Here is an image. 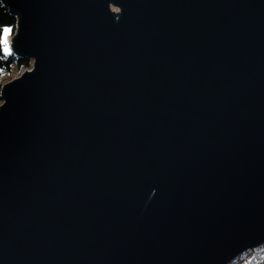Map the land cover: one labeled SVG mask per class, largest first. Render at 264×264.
Listing matches in <instances>:
<instances>
[{"label": "water", "instance_id": "1", "mask_svg": "<svg viewBox=\"0 0 264 264\" xmlns=\"http://www.w3.org/2000/svg\"><path fill=\"white\" fill-rule=\"evenodd\" d=\"M0 264H228L264 245V0H0Z\"/></svg>", "mask_w": 264, "mask_h": 264}, {"label": "trees", "instance_id": "2", "mask_svg": "<svg viewBox=\"0 0 264 264\" xmlns=\"http://www.w3.org/2000/svg\"><path fill=\"white\" fill-rule=\"evenodd\" d=\"M16 26V18L9 14L8 10L3 8L0 2V38L4 28H9L10 35H13ZM31 68V59H19L14 55L10 49L4 51L3 45L0 39V88L1 85L8 82L5 76L11 75L12 71L19 72L20 70H26ZM1 103V99H0ZM239 255L234 261H241L242 264H264V245L259 246L257 249L252 250V254L249 259Z\"/></svg>", "mask_w": 264, "mask_h": 264}, {"label": "rangeland", "instance_id": "3", "mask_svg": "<svg viewBox=\"0 0 264 264\" xmlns=\"http://www.w3.org/2000/svg\"><path fill=\"white\" fill-rule=\"evenodd\" d=\"M5 29V28H4ZM4 29H3V31H2V33H1V43H2V45H3V49H4V51H8V49L10 48V38L12 37V35H10V30H9V32H8V34H7V36L5 37V34H4ZM7 29H9V28H7ZM6 41V42H5ZM31 63H32V61H31ZM24 70H20L19 72H16V71H12V73H11V75H9V76H5V79H6V81H8V80H10V79H13V78H16L17 76H19V75H21V73L23 72ZM257 249V248H256ZM252 250H254V249H252ZM252 250H248V251H246V252H244L242 255H244V256H242V257H244L245 259H249V257L251 256V254H252ZM235 260V259H234ZM231 261L230 263H228V264H242L241 263V261Z\"/></svg>", "mask_w": 264, "mask_h": 264}, {"label": "snow or ice", "instance_id": "4", "mask_svg": "<svg viewBox=\"0 0 264 264\" xmlns=\"http://www.w3.org/2000/svg\"><path fill=\"white\" fill-rule=\"evenodd\" d=\"M8 32H9V29L5 28V29H4L5 37L7 36ZM5 42H6V41H5Z\"/></svg>", "mask_w": 264, "mask_h": 264}]
</instances>
